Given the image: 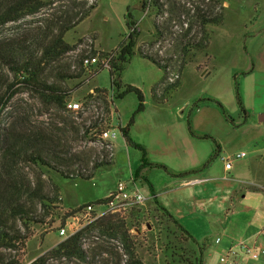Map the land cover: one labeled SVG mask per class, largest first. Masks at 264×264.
I'll list each match as a JSON object with an SVG mask.
<instances>
[{
  "label": "rangeland",
  "instance_id": "obj_1",
  "mask_svg": "<svg viewBox=\"0 0 264 264\" xmlns=\"http://www.w3.org/2000/svg\"><path fill=\"white\" fill-rule=\"evenodd\" d=\"M41 1L36 12L21 13L18 19L0 25V42L15 43V41H30L34 38L37 40V37L44 35L50 29H53V32L56 31L53 22L61 14L77 12L80 15L83 8L77 5L81 2L82 4L97 3L91 13L65 35L66 41L75 48L49 65L45 63L46 69L43 76L49 81H58L61 73L59 71L68 69L77 71L80 57L84 59L93 56V51L96 50L110 52L117 48L130 32H133L137 46L142 47L144 51L157 55L160 59L173 57L175 61L179 54L175 49L177 36L186 27L183 21L188 15L185 12L191 6L199 5L196 3L198 0H158L162 8L161 13H157L153 8L144 10L143 0ZM256 1L259 2L261 12H256V5H252L255 0H223L224 22L220 25H207V29L211 32L208 49L196 52L192 61L185 65L182 74L177 72V64L170 68L167 82L180 78V75L181 78L179 86L171 92L169 103L156 101L152 90L150 93L148 84H143L148 79L160 78L162 81L165 71L143 58L139 53L132 57L121 75L123 82L136 83L143 92L145 100L147 96L148 98L150 96L156 104H171L174 107L190 104L195 109L197 106L202 107L211 102L218 108L219 106L212 100L221 102L233 120L225 115L223 121L220 118L219 120L204 118L200 121L197 131H203L204 134L201 135L205 136L213 146L211 161L217 156H223V158L230 156L235 166L254 156H264V129L260 130L254 126L255 123L250 122V117L252 118L253 115L252 110L250 112L248 110L249 116L243 123L244 114L238 100L240 97L244 106L255 107L250 95L252 84L264 75L263 65H260L251 54L254 47L264 46V0ZM2 7L0 6V9ZM173 8H177V15L173 17L176 20L168 23L167 19L171 16ZM129 14L135 22L130 27L127 26ZM178 15H180L179 18H177ZM153 19L159 26L158 30L162 31L168 26L173 31L172 35L162 37L163 39H159L157 34L155 36L156 29ZM190 34L198 38L200 36L198 26H194ZM95 55L103 59L99 54ZM100 67L103 68V65L101 64ZM4 69V75L8 76L9 80H13L14 75L7 68ZM80 83L81 79L61 82L62 86L69 90L67 102H81L78 109L70 108L68 103L65 109L55 104H45L39 94L28 85L16 84L13 88L15 92L9 100L2 96L4 89H0V173L8 175L11 169L3 163L4 156H9L5 145L17 135V132L28 133V130H41L43 135L39 141L40 145L35 148L31 146L26 156H30L32 152L35 153L36 149L40 148L41 154L51 166H57L59 170L69 175L80 171L84 173L95 171L91 179L64 178L52 167L35 163L30 157L27 160L19 159L14 164L13 178L25 192L27 224L30 229L24 228V224L19 219L16 220V225L22 233L31 234L22 251L23 263H28L46 253L67 238L69 234L71 235L74 230L83 226L87 222V216L85 207L82 209L80 207L90 204L87 202L97 201L98 195L102 197V188L105 185L103 177L106 176L109 180L125 178L126 163L132 164L135 159V156H130L129 159L127 156H123L124 158L119 156L121 159L118 158L109 165L94 169L95 164L106 157L104 153L109 159H113V149L110 145L113 139H102L99 134L107 129H117V140L122 143L124 139L120 131L121 124L127 123L135 113L139 104L137 95L128 93L114 100L116 90H113L111 86L107 67L82 85H79ZM95 87L105 88L106 92L103 96H99L98 92L94 91ZM88 94H93L92 98H87ZM158 96H160L159 93ZM142 112L135 114V121ZM131 128L136 132L138 127L133 124ZM213 133L216 136H211ZM130 137L132 138L131 134ZM7 138L10 139L7 140ZM217 145L220 152L216 148ZM130 150L143 155L142 151L136 147L130 146ZM241 152H245L246 157L237 158V154ZM157 167L160 168V166ZM98 170L106 171L107 174L101 173L95 179ZM143 191L146 192L144 189ZM78 203L81 205L76 206ZM151 203L152 200L147 199L117 213L126 215V209L129 211L132 207L146 212L143 217L134 221L135 227L131 229L137 238L139 254L146 264H165L162 253L164 244L167 242L165 222L162 223L159 219ZM96 207L100 211L106 209L104 204H96ZM63 227L66 228L65 235L60 234ZM104 240H106L105 237H101L95 231L90 238L86 239L85 247L91 250L97 246L100 250V247L104 246ZM20 252L0 247V258H15L21 254ZM106 256L104 254L96 259L91 258L90 263L77 258L66 259L65 257L52 259L51 262L54 264H106L103 260Z\"/></svg>",
  "mask_w": 264,
  "mask_h": 264
},
{
  "label": "trees",
  "instance_id": "obj_2",
  "mask_svg": "<svg viewBox=\"0 0 264 264\" xmlns=\"http://www.w3.org/2000/svg\"><path fill=\"white\" fill-rule=\"evenodd\" d=\"M41 3V0H0V6H3L0 9V25L18 19L21 13L36 12ZM196 3H199V5H193L185 12L188 15L186 20L183 21L186 23V27H183L184 30H181V33L177 36L175 49L179 54L175 61L173 57L160 59L157 55L150 54L144 51L142 47H138L133 32H130L124 39H122L117 48L110 52L100 50L93 51L92 55L97 53L103 58L110 57V63L107 69L110 74L111 86L113 90H116V92H114V100L122 98L128 93H135L139 99V104L135 113L126 125L120 128L128 145L136 147L142 151L143 161L138 168L136 175L140 173L145 165H153L155 167L160 166L168 171L170 170L165 165L148 162L146 160V151L144 147L134 142L129 135V130L135 122V114L142 112L145 108V97L141 89L132 84L124 83L121 80L122 72L126 69L128 63H130L132 57L136 53H139L143 58L158 65L165 71V76L158 86L152 89V95L159 103L165 101L168 102L169 97H171V92L180 84V78L167 82L170 68L177 64V72L181 74L185 65L192 61L196 52L208 49L211 42V32L207 29V25H220L225 19V6L223 0H198ZM96 5V2L91 4H88V2L82 4L81 2L77 5V7L81 6L83 8L80 15H78L77 12H72L71 14L66 12L61 14L54 19L53 22L56 31L53 32V29H50L44 35L37 37V40L34 38L30 41H15V43L11 41L0 42V89H4L2 96H5L6 99L9 100L15 92L13 88L16 84L28 85L39 94L45 104H55L58 107L64 109L67 108L69 90L62 86L61 82L81 79L79 85H82V83L91 79L96 73L105 67L102 68L100 65L86 67L83 65V57H80L78 60L79 69L77 71H71L69 69L59 71V73H61L59 74L58 81H49L43 76V73L46 69V64L49 65L52 61L55 62L60 56L75 48L74 45L66 41L65 35L85 19ZM161 6L162 5L158 0H143L142 2L144 10L153 8L156 9L157 13H161ZM176 9L177 8H173L171 16L167 19L168 23L176 20L173 18L177 15ZM179 17L180 15L177 16V18ZM132 24H135V22L132 20V15L129 14L127 26L130 27ZM153 25L156 29L155 36L157 34V36L160 37L159 39H163L162 37H167L173 33L168 26L162 31L158 30L159 26L156 24L155 19H153ZM194 26H198L200 30V36L198 38L190 34ZM174 53H176V51H174ZM172 61H174V63H172ZM4 68H7L9 72L14 75L13 80H9L8 76L4 75ZM94 91L96 93L98 92L99 96H103L106 89L95 87ZM158 93L160 96H158ZM92 96L93 94H88L87 98H92ZM238 100L241 111L244 114L243 123H245L248 118V113L240 97H238ZM212 101L216 102L228 119L233 120L221 102L217 100ZM106 109L109 113L108 106ZM190 130L193 131L191 126ZM41 132V130H28V133L17 132V135L12 137L11 141H8L5 145L6 153H8L9 156H4L5 161H3V163L7 164L11 169L8 171V175L0 173V247L15 249L19 252L21 249V254H19L18 257L15 256V258H0V264H54L51 262L52 259L57 260L58 258L63 257L66 259L77 258L90 263L91 258L96 259V257H100L104 254L107 255L103 258V260L106 261V264H146L142 256L139 254L136 235L131 232L132 227H135L134 221L143 217L146 212L139 208H133L134 206L130 208L129 211L126 209V215H121L117 212H110L88 224H85L46 253L39 255L28 263H23L22 251L31 234L22 233L16 225V220L19 219L24 224V228L28 230L30 229L27 224V210L25 209L26 201L24 200L25 192L21 190L17 181L13 178L12 168L14 164L17 163L19 159L27 160L28 157H30L35 163L52 167L57 172H60V175L64 178L80 177L83 179H91L95 174V171L92 170L87 173L80 171L69 175L68 173L59 170L57 166H51L48 160H46L41 154L40 148L36 149L35 153L32 152L30 156H26L31 146L35 148L40 145L39 141L42 138L41 135H43ZM10 138H7V140ZM110 145L112 148L111 141ZM216 148L219 151L218 145ZM103 155L106 157L103 160H100L99 163L95 164V170L102 165L113 163V160L111 158L109 159L106 153ZM212 158L213 156L210 157L209 161H207L204 166H207ZM149 186L152 188L150 183ZM152 196L151 204L154 207L153 210L156 212L159 219H161L162 223L165 222L164 228L166 231L167 242L162 249L164 263L204 264L206 243H201L197 240L193 234L160 202L154 191L152 192ZM104 201L105 198L90 204H102ZM44 204L46 203L44 202ZM85 206H81L80 209ZM95 231L101 237H105L106 240H104V246L103 248L100 247V250H98L97 246H94V248L89 250V248L85 247L86 239L90 238Z\"/></svg>",
  "mask_w": 264,
  "mask_h": 264
},
{
  "label": "crops",
  "instance_id": "obj_3",
  "mask_svg": "<svg viewBox=\"0 0 264 264\" xmlns=\"http://www.w3.org/2000/svg\"><path fill=\"white\" fill-rule=\"evenodd\" d=\"M225 5L227 7V3ZM252 5L258 6H255L256 12H261L258 1L255 0ZM251 54L264 69V46L254 47ZM156 79H148L143 83L148 84L150 93L152 88L161 82L160 78ZM124 83L136 84L131 81ZM138 86L136 84V87ZM250 95L252 104L255 103V107L245 105L247 113L248 110L249 112L252 110L253 113L250 122L255 123L254 126L260 130L264 129V75L254 81ZM218 108L213 102L202 107L197 106L195 109L190 104L176 107L171 104H156L150 96L149 98L147 96L145 109L137 116L134 123L138 127L137 131L130 128L129 135H132L134 142L144 147L148 162L165 165L172 171L145 165L136 175L142 164L143 155L130 150L131 145H128L124 137L122 143L116 137L112 140L113 162L119 156L122 158L127 156L128 159L130 156H135V159L132 164L126 163L125 178L109 180L106 176L103 177L105 181L102 188L103 195L102 197L98 195L96 200L108 196L119 180H129L133 176L146 200H152L154 191L160 202L193 236L201 243H206L204 264H219L220 254L240 240L255 244L261 251L259 258L246 257L245 263L262 264L264 263V156H254L236 166L229 156L227 158L232 160L229 169L225 167L223 156H217L215 160L204 166L212 154L213 146L205 136L201 135L204 134L203 131L197 129L204 118L208 120L220 118L223 121L224 114ZM190 126L193 131L190 130ZM211 136L214 137L216 134L213 133ZM244 157L246 156L237 158ZM101 173L107 174L106 171L98 170L95 179ZM91 202L93 201L87 203ZM79 205L81 203L76 206ZM216 237L221 238L220 243L214 242Z\"/></svg>",
  "mask_w": 264,
  "mask_h": 264
},
{
  "label": "built area",
  "instance_id": "obj_4",
  "mask_svg": "<svg viewBox=\"0 0 264 264\" xmlns=\"http://www.w3.org/2000/svg\"><path fill=\"white\" fill-rule=\"evenodd\" d=\"M100 63L103 65V67H109L110 57H104L101 60L98 55H93L83 59V65L86 67L99 66L101 65ZM68 106L73 109H78L81 106V102H69ZM117 135V129H107L99 134V137L102 139L110 140L111 138L114 139ZM245 155V152H241L237 154L236 157H243ZM224 161L226 169L231 168L232 160L230 158H224ZM144 200H146V197L136 183L135 177L132 176L129 180H119L116 184L115 189L105 197V201L102 203L106 206L105 210H98L96 205L94 204H88L85 206V212L87 216V222L85 224H88L107 213L118 212L125 209L126 207L140 204ZM77 230L78 229L74 230L71 234H73ZM60 234H66L65 227L61 228ZM220 241V237H216L214 239V242L216 243H220ZM260 256L261 251L255 244H250L246 241L240 240L230 245L220 254L219 264H246L244 261L246 257L257 259Z\"/></svg>",
  "mask_w": 264,
  "mask_h": 264
}]
</instances>
